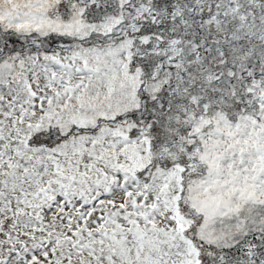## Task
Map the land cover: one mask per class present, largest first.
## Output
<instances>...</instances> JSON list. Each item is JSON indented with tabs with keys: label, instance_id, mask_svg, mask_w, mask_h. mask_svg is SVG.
I'll use <instances>...</instances> for the list:
<instances>
[{
	"label": "snow or ice",
	"instance_id": "obj_1",
	"mask_svg": "<svg viewBox=\"0 0 264 264\" xmlns=\"http://www.w3.org/2000/svg\"><path fill=\"white\" fill-rule=\"evenodd\" d=\"M0 264H264V0H0Z\"/></svg>",
	"mask_w": 264,
	"mask_h": 264
}]
</instances>
